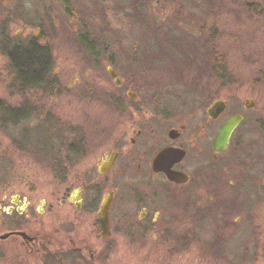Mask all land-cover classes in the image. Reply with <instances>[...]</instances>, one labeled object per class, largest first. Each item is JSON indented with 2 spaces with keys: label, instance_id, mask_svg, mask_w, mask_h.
<instances>
[{
  "label": "rangeland",
  "instance_id": "374dc122",
  "mask_svg": "<svg viewBox=\"0 0 264 264\" xmlns=\"http://www.w3.org/2000/svg\"><path fill=\"white\" fill-rule=\"evenodd\" d=\"M137 7L133 0H0V26L5 22L10 34L29 43L44 32L57 80L48 90L13 88L9 60L0 53V106L16 109L27 101L30 113L7 126L0 121V234L24 230L41 240L0 239V264H93L91 253L75 248L105 243L91 231L88 214H74L67 198L85 180L99 178L100 159L116 146L122 153L111 173L117 217L106 239L113 247L96 264H264V198L226 188L219 183L224 175L202 179L195 200L188 190L182 195L157 185L148 218L140 220L126 186L134 180L151 185L138 173L140 164L124 167L128 155L149 152L144 144L152 134L181 123L187 131L180 141L207 165L217 129L207 108L214 100H227L231 111L254 100L264 121V0H142ZM214 51L226 75L215 72ZM165 111L176 120L162 122ZM152 116L157 120L146 122ZM247 116L236 139L248 132L254 114ZM130 123L144 133L136 144ZM245 139L258 143L259 135ZM70 148L85 153L72 155L66 178L53 160L66 158ZM15 195L28 207L8 215ZM211 195L228 203L217 206ZM243 197L247 205L240 204ZM227 212L232 215H221Z\"/></svg>",
  "mask_w": 264,
  "mask_h": 264
},
{
  "label": "flooded vegetation",
  "instance_id": "af4514ba",
  "mask_svg": "<svg viewBox=\"0 0 264 264\" xmlns=\"http://www.w3.org/2000/svg\"><path fill=\"white\" fill-rule=\"evenodd\" d=\"M222 105V109L219 112L218 116L216 118H213L209 115V109L215 106L216 104ZM6 104V103H5ZM7 105V104H6ZM256 103L254 100H248L243 103V107L238 108L235 107L234 111H231L230 109V103L227 100H214L210 106L207 108V115H208V122L210 126L216 127V133L214 134L213 142L210 146V154H207V165L201 166L200 161L201 157L198 153H192L189 148L186 146V144H183L180 139L184 136V133L187 131V125L186 124H176L170 127L167 133L163 134L162 136H156V134H152L151 139L149 141H146L144 146L147 147L149 150L148 153L143 154L142 158L140 159H134L133 156L128 155L124 167L130 168L132 167V164L138 163V173L143 172L145 177L149 179L147 183H144L145 185L149 183V188L152 187L153 189L151 192L149 191V188L143 186L142 182L138 180H134L133 183L127 184V189L131 193V197L133 199V204L138 205L140 207V220H146L149 215V209L152 202L154 201L152 197L155 196V193L152 191L154 188L158 187L160 190H166V192L170 191L171 188H177L180 190L182 195H189V192H191L194 198L197 197L198 188L201 184V180L208 177L211 181L215 182L214 177L218 176L223 177L222 181L219 183L227 186L226 188H232L234 190H245L246 193L248 190L253 192L252 194L258 195V198H264V181H262V176L264 175V121H263V109L258 108L255 106ZM8 107V105L6 106ZM19 108V107H18ZM18 108L14 109L18 113ZM20 109V108H19ZM217 111H214L216 113ZM250 112H253L254 117L252 116L251 125L248 129V132L246 134L240 136L238 139L235 138L236 131L238 128L249 121L247 114ZM158 115V114H156ZM235 115H242L243 120L240 123V125L236 128L234 131L229 146L226 150L221 152H216L214 150V141L218 135V132L222 128V126L225 124V122L230 119L231 117ZM163 121L162 122H168V121H174L176 120V116L171 115L168 111H165L163 113ZM154 118H149L146 122H153V120H157L155 116H152ZM5 122H7V118L5 117ZM152 119V121H150ZM50 119H48L47 122H49ZM4 122V121H3ZM177 122V121H176ZM162 124V123H160ZM147 126V124H146ZM129 127L131 130H133L136 133V138H132V144H136L137 137H141L144 133L142 130L134 128L133 123L129 124ZM253 134L259 135L258 143L256 142H247L245 139V136L248 137ZM261 136V138H260ZM155 142L156 145H153L152 142ZM263 143V149L260 151V149H255L254 146L257 144H260V142ZM79 145V143H78ZM81 147V146H80ZM120 146H116L113 149H110L106 152L103 158L100 159L98 164V179H90L88 182L86 180L81 185H78L74 191L69 193V196L67 198L69 204L74 208V214L78 215L85 211L87 215V221H91L92 228L91 231L95 233L97 240L104 242L105 245L102 246V248L97 249L95 247H90L89 243H85L82 247H76L75 249L80 250L81 253L87 255V253H91L88 257L89 260L92 262L93 260L97 259V257L104 252V250H110L112 249V244H106V239L109 237L104 238L102 234V230L97 222V215L101 208L102 201L104 197L107 194L113 195V201L110 207L109 211V217L111 222V234L113 232V224L117 217L115 202L117 198V179L111 175L112 170L115 169L117 166L119 158L122 156ZM164 149H176L178 151H183V155L180 159H174L172 157L170 160L166 161V165H169L170 162H173L172 165H170V169L176 173L178 176V181L169 179L167 173L165 171H155L154 170V160L156 156L163 151ZM78 151V152H77ZM230 151V155L224 156L227 154V152ZM134 154L136 151H134ZM79 153L83 154L85 152H82V149H72L70 148L68 150V157L67 159H64V167L66 171V178L68 175V172L71 171V169L74 167V159H72V155L77 157ZM110 153H115V159L113 164L109 169L106 171H102V165L105 161H108L111 158ZM145 153V152H143ZM204 160V156L202 157ZM54 162V160H53ZM76 162V161H75ZM54 164V163H53ZM54 166V165H53ZM134 168V167H133ZM124 169V171H126ZM120 174V173H119ZM64 178V176H63ZM219 179V180H220ZM156 183V184H155ZM143 186V187H142ZM170 188V189H169ZM214 193H218V189H215L214 187H210ZM186 189V190H185ZM106 190L104 195L101 197V194ZM188 190V191H187ZM250 194V193H249ZM248 195V194H246ZM17 195L13 196L11 201L12 205L9 208H13L12 212H8L7 209H5L6 214L11 215L13 212L17 214H23L18 211V208L21 207L20 204L15 203V197ZM20 196V195H19ZM253 196V195H252ZM5 198L8 196L5 195ZM21 197V196H20ZM255 197V196H254ZM211 201L215 202L217 206H224L228 203V198L221 199V197H217L214 195H211ZM218 198V200H216ZM245 197H243L244 202H240V204L247 205L245 203ZM153 200V201H152ZM198 200V199H197ZM196 200V210L199 211L198 208V201ZM19 201H23L27 203V206L23 209V212L28 207V202L26 198H19ZM195 209V208H194ZM222 216H229L232 214L223 213ZM18 231V230H15ZM24 231V230H21ZM27 232V231H25ZM28 234L35 236V241L33 242H27L24 241L22 237H20L24 244L26 245H35L40 244L41 240L37 235H33L29 232Z\"/></svg>",
  "mask_w": 264,
  "mask_h": 264
},
{
  "label": "trees",
  "instance_id": "16d2710c",
  "mask_svg": "<svg viewBox=\"0 0 264 264\" xmlns=\"http://www.w3.org/2000/svg\"><path fill=\"white\" fill-rule=\"evenodd\" d=\"M142 0H133L135 6L141 5ZM137 15L143 13V10L137 7L135 12ZM6 23L0 26V53L5 55L9 60L10 72L13 75V80L11 87L17 88L20 91H27L30 89L37 90H48L53 88L56 85V79L54 74L51 73V56L49 53V49L47 47V43L43 42L45 37L44 32L40 36H35L32 42L25 43L19 40L15 35L10 34L8 29L6 28ZM214 57V69L215 72L219 75H226L225 72V61L223 57L218 52H213ZM118 101L115 100V103ZM7 105L2 103L0 106L1 117L0 121L3 123L2 125L7 126L10 120L15 119H23L26 114L29 113V103L24 101L21 107L18 108L19 112L16 111L11 106L6 107ZM27 110V112H26ZM26 112V113H25ZM7 114V122L4 119ZM19 115L13 117V115ZM4 121V122H3ZM64 158L58 157L55 155L54 166H57L58 170L63 171L65 174L64 167ZM69 158L66 156L65 159ZM111 251L108 250L100 254L98 257L106 258L108 253ZM98 259L92 261L93 264H96Z\"/></svg>",
  "mask_w": 264,
  "mask_h": 264
},
{
  "label": "water",
  "instance_id": "95a60500",
  "mask_svg": "<svg viewBox=\"0 0 264 264\" xmlns=\"http://www.w3.org/2000/svg\"><path fill=\"white\" fill-rule=\"evenodd\" d=\"M108 71L112 77H115L117 83L121 82V79L116 76V72L112 67H109ZM128 95L131 98H135L136 96V94L133 92H128ZM222 107L223 106L219 105V103L216 104L215 106L209 109V115L213 118H216L219 112L221 111ZM214 111H217V112L214 113ZM242 120H243L242 115H235L225 122V124L222 126V128L218 132V135L214 141V150L216 152H221L228 148L231 137L234 131L236 130V128L242 122ZM111 154L112 153H110V155ZM182 155H183V151H178L176 149H164L156 156L154 160V164H153L154 170L155 171H165L169 179L178 181V178H177L178 176L176 175V173H174L173 170L170 169V165H172L173 162H170L169 165H166V161L170 160L172 157H174V159L176 160L180 159ZM114 159H115V153L111 155V158L108 161H105L103 163L101 170L106 171L107 169H109L111 165L113 164ZM15 198H16L15 203L21 205V207L18 208V211L20 213H23V209L27 206V203L23 201H19V198H20L19 195H17ZM112 201H113V195L107 194L102 201L101 208L97 215V222L102 230V234L104 238L111 235V222H110V217H109V211H110ZM12 210L13 208L7 209L8 212H12ZM13 235L20 236L23 238L24 241H27L29 243L35 241L36 239L35 236H32L28 234L27 232L21 231V230L9 231V232L0 234V239L4 240Z\"/></svg>",
  "mask_w": 264,
  "mask_h": 264
}]
</instances>
